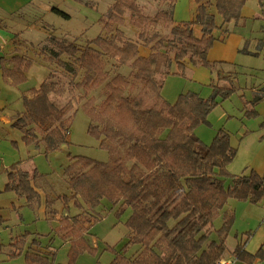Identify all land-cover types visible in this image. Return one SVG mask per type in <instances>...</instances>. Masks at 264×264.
<instances>
[{"label":"trees","instance_id":"16d2710c","mask_svg":"<svg viewBox=\"0 0 264 264\" xmlns=\"http://www.w3.org/2000/svg\"><path fill=\"white\" fill-rule=\"evenodd\" d=\"M156 1L166 3L167 8L152 16L144 14L138 0L115 1L97 20L101 34L83 47L48 37L37 56L61 69L67 86L49 75L39 87L23 93L24 110L13 120L25 145L43 142L45 153L55 152L67 143L74 108L73 97L64 105L55 99L75 89L87 96L77 98V103L90 121L88 134L99 141L109 160L70 157L63 170L69 193L47 203V214L58 221L55 233L70 246L67 264H77V257L84 253L95 254L86 236L101 219L96 208L103 199L132 210L125 222L129 240L119 250L107 248L114 255L109 264H217L234 222L233 212L226 209L229 200L257 205L264 198L263 176L254 170L247 176L229 174L227 167L237 151L229 132L218 131L208 146L193 135L195 128L209 124L218 99L224 101L236 92L232 83L229 87L211 85L208 99L189 92L169 103L162 95L165 79L185 78L187 65L208 70L215 66L208 61V52L214 43L226 41L229 26L239 22L248 0H191L193 16L186 22L172 19L177 0ZM257 2L264 16V0ZM127 25L137 30L135 39L123 32ZM139 47L149 49V56H140ZM26 52L17 49L9 58L0 57V75L7 85L26 82L34 63ZM122 66L129 67L128 76L110 71ZM79 75L82 78L77 82ZM96 90L104 96L100 102L89 96ZM245 115L253 118L257 112L253 109ZM38 177L37 172L30 174L16 163L8 169L0 194L13 192L34 208L39 195L32 181ZM56 201L66 215L57 216ZM71 207L75 213L68 214ZM222 213L223 224L216 230L219 241L210 240ZM26 243V236H18L11 243L9 259L20 257L26 249V264H56L53 255L29 251L38 244L35 239L28 247ZM133 245L138 249L127 255ZM263 258L261 250L248 254L237 248V259L245 264Z\"/></svg>","mask_w":264,"mask_h":264},{"label":"rangeland","instance_id":"374dc122","mask_svg":"<svg viewBox=\"0 0 264 264\" xmlns=\"http://www.w3.org/2000/svg\"><path fill=\"white\" fill-rule=\"evenodd\" d=\"M39 1L34 2L38 9L31 7L22 9V12H25L22 18L23 26L8 27L11 33L17 35V40L21 43H25L27 35L25 29L28 25H38L45 33L42 36V39L44 37L45 39L42 41L37 38L38 34L34 33V46L27 48L26 55L34 59V63L26 73V82L21 85L23 91L39 87L49 75L48 78L66 87L68 78L62 75L61 69L43 62L37 56V52L46 44L45 41L50 36L65 39L78 47L85 46L90 40L101 34V27L97 24V20L117 0ZM138 4L143 7L144 14L148 16L166 9L167 5L156 0H138ZM249 4L255 8L260 7L257 0H250ZM53 8L69 17L65 18L56 14ZM153 10L155 12L152 13ZM16 18L20 19L19 16ZM252 25H257V28L254 29L257 30L254 36L263 40L264 19L259 18L249 26ZM122 30L127 38L135 39L137 30L134 27L127 25L122 27ZM0 41L8 42L9 40L4 36ZM241 63V66L235 68L230 79L213 80V85L220 87H229L232 83L236 92L224 101L218 99V105L208 116L209 124H202L195 128L193 135L208 146L218 131L223 129L229 132L231 142L237 149L233 160L227 167L229 174L237 177L247 176L251 170H254L264 178V56L245 58L241 60ZM172 67L174 69V66ZM110 71L124 76L130 74V69L127 66H122L118 70L112 68ZM81 78L82 76L79 75L76 81L79 82ZM189 92L197 93L201 98L208 99L212 95V88L196 84L186 73L185 78L168 76L163 86L162 95L169 103H174L180 94ZM89 96L95 97L97 102L104 98L99 90L90 93ZM72 97L74 108L71 114L73 119L67 135V143L60 150L45 153L43 142L27 146L21 140V133L18 130L14 131L13 140L19 144L16 154L24 163L22 169L30 174L37 172L40 176L34 180V186L39 191V199L34 208L26 206L20 209L18 200L21 199H17L14 193L0 196V264H26L24 260L26 249L20 257L8 262L3 261L12 251L9 243H12L19 235L26 236L27 246L33 238H38L43 245L50 242L52 247L56 248V262L65 263L68 261V245L55 233L57 221H47L45 203L69 193L63 178V170L70 163V157H87L99 162L109 160L108 153L99 147V141L87 132L90 121L82 110V104L77 103L79 97L87 99L85 92L75 89L72 94H65L61 99L56 98L55 102L64 105ZM19 108H23L22 102ZM253 109L258 112L257 116L247 118L246 111ZM13 146L16 147V143H13ZM229 184V180H226L225 185ZM23 201L21 200V203ZM13 203L15 207H13ZM54 207L58 210L57 216L66 215V210L58 201L55 202ZM120 209V202L112 203L107 199L100 202L96 212L101 215V219L91 226L90 235L87 236L88 243L95 248L96 252L95 254L79 255L76 259L77 264H108L113 254L107 248L115 247L119 250L128 242L129 230L126 228L125 222L132 210L130 207ZM226 209L234 214L232 228L225 239V253L230 255L240 241L244 243L247 237L245 229L251 222L256 220L259 223H264V198L255 206L231 199ZM73 213H75V209L71 207L68 214ZM223 220L224 214L222 213L214 222V232L211 234L210 240L219 241L216 230L222 226ZM248 232L252 234L251 231ZM137 249V245L130 246L127 255L133 254ZM43 254L45 253L43 252ZM262 263L264 264V261ZM236 264L241 263L237 262Z\"/></svg>","mask_w":264,"mask_h":264},{"label":"crops","instance_id":"0c3cea01","mask_svg":"<svg viewBox=\"0 0 264 264\" xmlns=\"http://www.w3.org/2000/svg\"><path fill=\"white\" fill-rule=\"evenodd\" d=\"M38 1L39 0H0V39H3V37L5 36V38H8L9 40L8 42L0 41V57L9 58L17 49H19L22 54L26 52V49L24 50L25 46L27 48L34 46V33L38 34L37 38H39V40L42 41L43 39H45V37L42 39V36H44L45 33L41 31L38 25H28L26 27L25 32L27 35L25 43H21L20 41H18L17 35L11 33L8 30V27L12 28V26H23L22 24L24 23V20L22 21V18L24 17L23 15H25V12H22V9L24 10L27 7L38 9V7H36L37 5H34V2ZM248 1L250 2V0ZM249 2H247L246 5L243 7L241 11V19L239 20V22L236 25L229 26L230 33L226 41L223 43H214L213 47L208 52L207 59L209 62L214 63L215 66L211 70H208L202 67H193L191 65H187V74L193 82L211 88V85L214 84V79H230V77L234 74L235 68L241 66V60L245 58H260L262 55L264 56V39L262 40L254 36V33L257 31L254 29L257 28V25L249 26L251 23H253V21L258 20L259 18L264 19V16L261 13L260 7L255 8V6L249 4ZM193 10L194 5L191 0H177L172 9V19L175 22L190 21L193 16ZM153 12H155V10H153L152 13ZM16 16H19L20 19L16 18ZM41 41L39 42V44L41 43ZM138 52L139 55L142 57H148L150 54L149 49L144 47H139ZM0 78L2 80H0V190H2L7 182L8 169L16 163H20L21 168L24 165L23 161L16 154V151L19 149V144L17 141L13 140V138L15 137L14 131L17 129H15L12 124L16 115L24 110V108H19V106L21 102L23 105L22 95L26 91H23L21 89L22 84L16 87L10 86L3 81L1 75ZM2 93L4 94L2 95ZM13 143H16V147L13 146ZM32 185L39 195V191L34 186V181L32 182ZM7 193L11 194L13 192L1 193L0 196L5 195ZM17 199L19 198L17 197ZM21 200H18V203L20 202V207L18 208L23 209L26 207V205L24 201V204L21 203ZM48 202L49 201L45 203L46 210ZM13 207H15L14 203ZM47 211L45 212L47 215V221H57L56 217H49ZM245 230L247 237L244 243L240 241L236 245L234 252L230 253V255H227L225 253V249L224 255L221 260H224L229 264H236L237 262L245 264L244 262L239 261L237 259V248H240L241 251H244L248 254H255L259 250L263 251L264 254V223H259L258 221L254 220L253 222H251L250 225L247 226V229ZM248 231H251L252 234H250V232ZM88 235H90V231ZM87 236L86 240L88 242ZM33 239H35L38 244L31 246L29 250L30 252L41 254H43L44 252L45 255H53L54 262L56 264H67L68 261L65 263L56 262V248L52 247L50 242H48V244L43 245L38 238ZM64 243L68 245L69 252V243ZM9 246L11 247V243H9ZM9 254L3 261L8 262L10 260ZM113 258L114 255L112 259ZM263 261L264 258L256 259L253 264H263Z\"/></svg>","mask_w":264,"mask_h":264},{"label":"built area","instance_id":"2783aa9c","mask_svg":"<svg viewBox=\"0 0 264 264\" xmlns=\"http://www.w3.org/2000/svg\"><path fill=\"white\" fill-rule=\"evenodd\" d=\"M217 264H229V263L224 260H220Z\"/></svg>","mask_w":264,"mask_h":264}]
</instances>
